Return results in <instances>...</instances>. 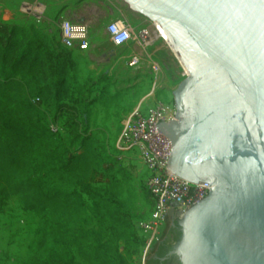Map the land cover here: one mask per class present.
Listing matches in <instances>:
<instances>
[{
	"label": "water",
	"instance_id": "water-1",
	"mask_svg": "<svg viewBox=\"0 0 264 264\" xmlns=\"http://www.w3.org/2000/svg\"><path fill=\"white\" fill-rule=\"evenodd\" d=\"M188 70L173 90L168 169L209 194L181 217V264H264V0H120Z\"/></svg>",
	"mask_w": 264,
	"mask_h": 264
},
{
	"label": "rangeland",
	"instance_id": "rangeland-1",
	"mask_svg": "<svg viewBox=\"0 0 264 264\" xmlns=\"http://www.w3.org/2000/svg\"><path fill=\"white\" fill-rule=\"evenodd\" d=\"M63 19L88 24L87 50H74L71 56L64 52L59 44ZM117 20L132 28L131 41L121 46L112 42L109 30L110 24ZM31 24L49 34L58 46L51 67L57 68L62 60L67 62L65 79L69 96L56 100L51 90H46L45 97L38 92L34 95V102L42 109V123L63 138L71 155L85 148V137L93 138L91 148L100 162V172L93 185L105 188L112 177H118L123 182L120 198L123 208L134 217L139 230L153 210V200L145 185L148 172L140 169L139 161L143 160L138 153L120 150V137L137 107L167 102L176 108L173 90L188 74L184 65L159 26L131 11L120 0H0L2 47L19 39L22 48L27 37L21 31L13 33L12 28ZM12 48L17 50L15 46ZM135 57L139 60L132 65ZM38 70L45 85L43 63ZM68 107L76 108L77 112H71ZM0 136L4 137V133ZM84 197L93 202L88 194ZM180 216L176 211L169 214L162 236ZM39 221L40 214L25 209L17 198L0 202V264L22 263ZM98 225L92 213L87 228L96 229Z\"/></svg>",
	"mask_w": 264,
	"mask_h": 264
},
{
	"label": "trees",
	"instance_id": "trees-1",
	"mask_svg": "<svg viewBox=\"0 0 264 264\" xmlns=\"http://www.w3.org/2000/svg\"><path fill=\"white\" fill-rule=\"evenodd\" d=\"M17 31L27 37L22 48L19 39L5 47L0 44V133H4L0 136V202L14 197L25 209L40 214L38 230L21 264H135L144 238L134 217L123 208V182L112 177L108 187H95L100 162L91 148L93 138L85 137V148L71 155L63 138L42 123V109L33 100L36 92L45 97L46 90L56 100L69 96L67 62L51 67L58 46L34 24L13 26L12 32ZM59 44L71 56L74 50ZM41 63L45 85L38 70ZM92 213L99 225L90 230ZM169 233H174L173 239L162 236L147 264H181L175 254L163 260L182 237L179 219Z\"/></svg>",
	"mask_w": 264,
	"mask_h": 264
},
{
	"label": "built area",
	"instance_id": "built-area-1",
	"mask_svg": "<svg viewBox=\"0 0 264 264\" xmlns=\"http://www.w3.org/2000/svg\"><path fill=\"white\" fill-rule=\"evenodd\" d=\"M109 30L112 42L117 46L125 45L132 39V28L122 20L111 23ZM60 42L68 49L87 50L90 47L88 24L63 19ZM138 60L133 58L131 64H137ZM175 117L176 108L167 102L139 106L130 114L120 137V150L138 153L145 163L148 172L145 185L153 198V210L139 227L144 244L135 264H147L153 247L162 238L163 225L171 212L183 215L203 200L211 189L206 182H190L168 169L171 141L158 131L157 124L160 119L169 122Z\"/></svg>",
	"mask_w": 264,
	"mask_h": 264
},
{
	"label": "flooded vegetation",
	"instance_id": "flooded-vegetation-1",
	"mask_svg": "<svg viewBox=\"0 0 264 264\" xmlns=\"http://www.w3.org/2000/svg\"><path fill=\"white\" fill-rule=\"evenodd\" d=\"M177 213H178V212H177ZM178 214H179V213H178ZM180 217H181V216H180ZM175 219H180V218H175ZM175 219L171 222V225H170V227H169L168 232H167L166 235H165V238L173 239V237H174V233H169V231H170V229H171L173 226H175ZM171 251H172V250H170L169 252H167V256H164V257H163V260H166V259L168 258V256L173 255V254L171 253ZM171 264H178V263H176V262H172Z\"/></svg>",
	"mask_w": 264,
	"mask_h": 264
},
{
	"label": "crops",
	"instance_id": "crops-1",
	"mask_svg": "<svg viewBox=\"0 0 264 264\" xmlns=\"http://www.w3.org/2000/svg\"><path fill=\"white\" fill-rule=\"evenodd\" d=\"M151 99H152L151 97H148V100H151ZM146 100H145V103L149 104L150 101H146ZM139 167L141 170H143V172L147 171V168H146L145 164L143 163V161H139Z\"/></svg>",
	"mask_w": 264,
	"mask_h": 264
},
{
	"label": "bare ground",
	"instance_id": "bare-ground-1",
	"mask_svg": "<svg viewBox=\"0 0 264 264\" xmlns=\"http://www.w3.org/2000/svg\"><path fill=\"white\" fill-rule=\"evenodd\" d=\"M158 25V24H157ZM160 28V27H159ZM161 29V28H160ZM162 31V30H161ZM177 54V53H176ZM177 56H178V54H177ZM179 57V56H178ZM181 63H182V61H181ZM183 64V63H182ZM184 65V64H183ZM185 67V66H184ZM185 70H186V72L188 73V70L186 69V67H185Z\"/></svg>",
	"mask_w": 264,
	"mask_h": 264
}]
</instances>
